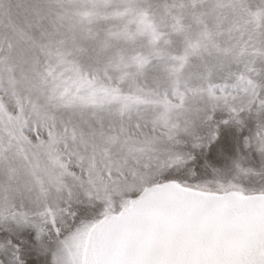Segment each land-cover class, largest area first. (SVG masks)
<instances>
[{
	"label": "rangeland",
	"instance_id": "obj_1",
	"mask_svg": "<svg viewBox=\"0 0 264 264\" xmlns=\"http://www.w3.org/2000/svg\"><path fill=\"white\" fill-rule=\"evenodd\" d=\"M166 182L264 196V0H0V264H87Z\"/></svg>",
	"mask_w": 264,
	"mask_h": 264
},
{
	"label": "bare ground",
	"instance_id": "obj_2",
	"mask_svg": "<svg viewBox=\"0 0 264 264\" xmlns=\"http://www.w3.org/2000/svg\"><path fill=\"white\" fill-rule=\"evenodd\" d=\"M200 194L173 182L148 188L120 215L101 221L90 239L87 264H264V196L245 197L249 200L241 202L229 193L211 197L225 205L203 206ZM243 214L249 217L237 222L235 216ZM103 223L109 224L101 230ZM234 225L243 237L254 234L258 239L231 236L227 241L233 247L228 245L232 249L228 253L199 252L197 247L217 240L204 239L211 231ZM83 243L78 234L74 243L77 258Z\"/></svg>",
	"mask_w": 264,
	"mask_h": 264
},
{
	"label": "water",
	"instance_id": "obj_3",
	"mask_svg": "<svg viewBox=\"0 0 264 264\" xmlns=\"http://www.w3.org/2000/svg\"><path fill=\"white\" fill-rule=\"evenodd\" d=\"M108 224L109 223H103V225L101 226V230H104L105 228H107L108 227Z\"/></svg>",
	"mask_w": 264,
	"mask_h": 264
}]
</instances>
